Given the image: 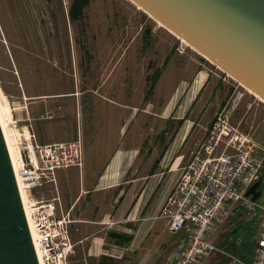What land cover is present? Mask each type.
<instances>
[{"label":"rangeland","instance_id":"obj_1","mask_svg":"<svg viewBox=\"0 0 264 264\" xmlns=\"http://www.w3.org/2000/svg\"><path fill=\"white\" fill-rule=\"evenodd\" d=\"M72 2L0 0V87L11 126L30 133L21 149L32 148L31 133L46 143L76 139L82 131L84 156L98 161L94 183L114 163L122 174L114 184H127L128 191L146 178L158 184L150 207L233 93H245L233 124L264 147V101L251 90L131 0H90L77 20L70 16ZM56 175L63 201L70 200L84 173L70 167ZM258 229V210L244 204L219 231L231 257L215 254L204 264H249ZM77 258L73 248L69 264H80Z\"/></svg>","mask_w":264,"mask_h":264},{"label":"built area","instance_id":"obj_2","mask_svg":"<svg viewBox=\"0 0 264 264\" xmlns=\"http://www.w3.org/2000/svg\"><path fill=\"white\" fill-rule=\"evenodd\" d=\"M244 95L233 93L219 108L203 141L186 163L178 166L179 177L157 216L166 220L168 230L184 239L174 264H202L217 252H225L218 245L220 228L235 208L250 203L258 210L259 229L249 264H264V147L233 124ZM31 141L32 148L22 144L19 176L34 200L42 257L47 264H69L72 220L70 213H62L56 172L82 166L84 141L78 137L40 143L35 134ZM259 176L260 194L252 201L253 195L247 193Z\"/></svg>","mask_w":264,"mask_h":264},{"label":"water","instance_id":"obj_3","mask_svg":"<svg viewBox=\"0 0 264 264\" xmlns=\"http://www.w3.org/2000/svg\"><path fill=\"white\" fill-rule=\"evenodd\" d=\"M131 1L264 101V0ZM260 182L247 193L252 201ZM183 243L160 264H174ZM0 264H40L1 122Z\"/></svg>","mask_w":264,"mask_h":264},{"label":"crops","instance_id":"obj_4","mask_svg":"<svg viewBox=\"0 0 264 264\" xmlns=\"http://www.w3.org/2000/svg\"><path fill=\"white\" fill-rule=\"evenodd\" d=\"M185 133L182 140L187 138ZM78 137L83 139L82 131ZM105 152L102 153L103 156ZM92 158L89 155L84 156L82 166L77 167L80 175L84 173V177L83 181L81 178L79 190L70 200L65 198L63 201L61 195L63 185L57 184L62 213L63 215L70 213L72 220L69 224V236L74 252L78 253V262L80 264H102L101 261L106 264H160L167 260L170 252L180 244L182 236L168 230L166 220L157 216L175 185L179 172L174 169L178 175L173 178L171 184L163 187L162 192L148 207L158 184H150L149 178H146L144 184H132L131 191H128L127 187H124L127 184H114L116 179L122 177L119 166L115 167L114 163H108L107 169L105 167V170L99 174L98 181L96 179L94 183L92 173H96L98 161L94 162ZM182 158L178 157L175 165L180 163ZM152 181L156 183V179ZM58 216H61L60 209ZM224 229L221 230V235L225 232ZM218 245L225 252L216 254L223 253L231 257L225 245L219 242ZM104 256L106 258L102 259ZM232 264L243 263L234 259Z\"/></svg>","mask_w":264,"mask_h":264},{"label":"bare ground","instance_id":"obj_5","mask_svg":"<svg viewBox=\"0 0 264 264\" xmlns=\"http://www.w3.org/2000/svg\"><path fill=\"white\" fill-rule=\"evenodd\" d=\"M4 98L5 96L1 91V87H0V122L10 151L11 159L15 169L17 181L20 187V192L22 195L25 211L27 214L28 222L30 225L31 233L38 253L40 264H47L44 262V259L42 257L43 249L41 246V236L38 232L35 218L33 216L34 208L32 206L34 204L33 202L34 200H32L31 197L29 196V191L25 188L24 182L22 178L19 176V169L23 165L20 140L23 136L28 140L30 138V133L26 129L20 131L19 129H17L16 126H11L10 110ZM260 100L262 99L260 98Z\"/></svg>","mask_w":264,"mask_h":264},{"label":"trees","instance_id":"obj_6","mask_svg":"<svg viewBox=\"0 0 264 264\" xmlns=\"http://www.w3.org/2000/svg\"><path fill=\"white\" fill-rule=\"evenodd\" d=\"M90 0H73L71 7H70V16L73 20H77L81 18L84 15V9L89 4ZM161 75V71L157 70L155 73L151 75L152 83L150 90H153L157 81L159 80ZM106 257H102V259H105ZM102 264H106L104 262H100Z\"/></svg>","mask_w":264,"mask_h":264},{"label":"flooded vegetation","instance_id":"obj_7","mask_svg":"<svg viewBox=\"0 0 264 264\" xmlns=\"http://www.w3.org/2000/svg\"><path fill=\"white\" fill-rule=\"evenodd\" d=\"M242 206H243V205H242ZM242 206H241V207H242ZM241 207H240V208H241ZM251 214H252V216H254V215H255V212H254V213H251ZM249 216H250V215H249ZM252 216H251V217H252ZM233 229L235 230L236 228L234 227ZM235 232H236V230H235ZM228 233L230 234V236H232V232H228Z\"/></svg>","mask_w":264,"mask_h":264}]
</instances>
